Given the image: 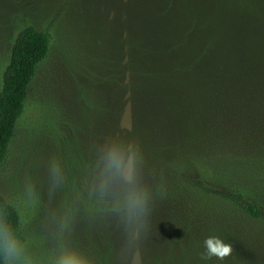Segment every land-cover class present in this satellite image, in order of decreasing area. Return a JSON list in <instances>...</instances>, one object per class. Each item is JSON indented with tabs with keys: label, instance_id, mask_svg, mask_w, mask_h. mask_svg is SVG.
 <instances>
[{
	"label": "rangeland",
	"instance_id": "374dc122",
	"mask_svg": "<svg viewBox=\"0 0 264 264\" xmlns=\"http://www.w3.org/2000/svg\"><path fill=\"white\" fill-rule=\"evenodd\" d=\"M27 27L49 33L50 55L0 166V195L25 222L22 239L34 264H51L61 243L94 264H122L134 226L124 212L94 219L85 201L90 183L93 191L98 185L103 150L114 143L142 146L139 183L155 199L147 235L132 242L124 264H264V221L242 220L236 211L230 215L242 224L230 232L233 255L202 260L205 239L221 233L224 216L212 202L220 205L194 183L191 199L199 206L183 209L178 195L184 174L197 166L193 181L238 189L264 208V84L253 79L264 0H0V90ZM125 46L130 79L107 86L104 73ZM53 160L64 183L50 197ZM29 185L36 189L31 202ZM116 196L122 198L118 190L108 197ZM53 215L65 218L68 230L61 232ZM245 225L262 229V240H249Z\"/></svg>",
	"mask_w": 264,
	"mask_h": 264
},
{
	"label": "trees",
	"instance_id": "16d2710c",
	"mask_svg": "<svg viewBox=\"0 0 264 264\" xmlns=\"http://www.w3.org/2000/svg\"><path fill=\"white\" fill-rule=\"evenodd\" d=\"M172 9L173 8H167V11ZM230 27L231 33H235L234 37L238 36L237 29L239 25H235V22L231 20ZM185 32L189 34L190 29H186ZM50 43L51 37L49 33L34 27H27L19 33L12 48L10 61L4 72L2 88L0 90V166L6 161L9 154V148L16 138L17 127L27 108L31 86L37 78L40 67L45 63L50 55ZM261 47V50L257 53L260 56L254 61L257 67L254 71L253 79L258 81V84L263 85L264 40L261 44ZM234 50L235 48L233 46L231 52L229 53V57H233ZM117 53L118 51H116L114 65L110 66L103 76L105 79H107L104 82V84L107 86L113 80H117L121 86L122 81L127 82L130 79V72H127L125 69L126 65L130 64L131 62L128 46L124 47L120 58H118ZM217 58L218 56H216V59ZM218 60L219 59H217V62ZM221 63H223V61H221ZM161 64L162 63H159V65ZM158 73L159 71L155 74V79ZM202 78H204V76ZM105 104L106 100H103L100 106L94 110L95 112L93 111L94 119H88L91 124H95V120L101 115L100 113L103 111ZM95 107L97 106H92L91 109ZM198 169L199 167L195 166L193 169L187 171L184 174L181 181L182 189L178 195L182 194L183 196L182 204H185L183 209L186 208L191 211V207L197 205L199 201L196 198L191 199V183H194L196 187H199L203 190V193L211 195L212 200L215 199L218 202L220 209H218L219 207H216L213 202L212 204L216 213L218 215L221 214L224 216V222L220 226L216 225L217 230H220L221 232L217 236L225 240L226 243L231 244V242H229V239L231 240L230 232L232 233V230L234 227H236V225L241 226L242 224V221L239 222L230 215V213H233V211L234 213L235 211L236 213H239L238 215L242 217V220L244 217L255 224L264 221V208L255 201L247 198L240 190L230 189L222 191L216 189H206L201 182L193 181L192 174H194L195 171H198ZM94 185L90 183L92 192L90 193L88 199L85 200L87 201L90 214L94 215V219L99 220L104 213L106 214L108 212L112 214L124 212L123 200L121 197H105L101 199L96 191H93ZM175 200L176 198H171L170 202L171 204L173 203L172 205H174ZM226 207L228 209H226ZM5 209L7 211L9 223H11L14 227L19 228L21 220L17 211L0 195V214L4 213ZM189 220H191V217H189ZM243 229L245 230V234L249 240L254 237L261 238L262 240V229L259 233L258 231L255 232L256 228L251 229L246 225L245 228L243 227ZM184 234H187V232ZM262 242L264 246V240H262ZM246 245L248 246V244ZM238 251L241 252V249H238ZM246 251L248 250H244V252ZM0 264H3L2 258H0Z\"/></svg>",
	"mask_w": 264,
	"mask_h": 264
},
{
	"label": "clouds",
	"instance_id": "9594fccd",
	"mask_svg": "<svg viewBox=\"0 0 264 264\" xmlns=\"http://www.w3.org/2000/svg\"><path fill=\"white\" fill-rule=\"evenodd\" d=\"M143 162L144 155L140 144H129L124 147L114 143L106 146L102 154L103 169L95 191L103 199L118 190L123 200L124 219L128 225L135 228L131 241L122 249V264L127 259L126 254L130 251L132 242L146 237L155 202L152 194L139 183V171ZM49 176V196L51 197L56 188L64 183L63 171L58 161L51 162ZM35 191L34 185L26 188L30 202ZM163 195L164 186L162 185L158 196ZM52 220L58 223L61 232L68 230L65 218L61 217L57 222L56 216L53 215ZM25 227L24 221H20L19 228L9 223L6 209L0 214V258L3 264H34V261L27 255V244L21 237ZM204 248L201 259L205 261L213 258L223 261L231 257L234 252L233 246L219 236L207 237L204 241ZM51 264H94V261L68 243H61Z\"/></svg>",
	"mask_w": 264,
	"mask_h": 264
}]
</instances>
